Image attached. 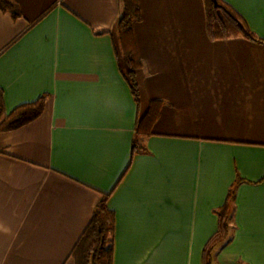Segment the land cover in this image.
Wrapping results in <instances>:
<instances>
[{"label":"crops","instance_id":"obj_1","mask_svg":"<svg viewBox=\"0 0 264 264\" xmlns=\"http://www.w3.org/2000/svg\"><path fill=\"white\" fill-rule=\"evenodd\" d=\"M16 1L21 18L0 12L5 112L49 98L0 134V264H75L110 192L114 264H203L238 176L221 264H264V0H224L263 43L213 40L205 0H139V107L115 52L121 0ZM153 101L146 152L133 154Z\"/></svg>","mask_w":264,"mask_h":264},{"label":"trees","instance_id":"obj_2","mask_svg":"<svg viewBox=\"0 0 264 264\" xmlns=\"http://www.w3.org/2000/svg\"><path fill=\"white\" fill-rule=\"evenodd\" d=\"M122 15L117 23L115 52L120 72L129 85L137 106H140V90L137 74L143 69V62L138 55L133 37V26L142 19L139 0H121ZM207 9V25L213 40H228L242 37L251 42L263 43L248 27L243 17L224 0H205ZM0 12L9 13L13 18H21L22 14L16 0H0ZM50 12V11H49ZM49 12L45 13V17ZM40 18V20L42 19ZM38 20L36 23H38ZM107 32L97 33V35ZM49 94L38 100L22 104L6 113L3 105V92L0 90V134L11 132L37 120L45 111ZM159 101L150 102L149 108L136 120V134L132 143L133 154L146 152L141 141L152 135V127L158 117ZM245 180L237 177L230 187L225 203L215 214L218 217L217 231L211 236L203 249V264H214L215 250L230 242L233 230L234 201L238 186ZM112 192L102 194L93 216L73 247L68 259L75 264H114L115 212L108 207Z\"/></svg>","mask_w":264,"mask_h":264},{"label":"rangeland","instance_id":"obj_3","mask_svg":"<svg viewBox=\"0 0 264 264\" xmlns=\"http://www.w3.org/2000/svg\"><path fill=\"white\" fill-rule=\"evenodd\" d=\"M220 251H221V247H218L214 252V256H213L214 264H221V261H224V260H221L220 258Z\"/></svg>","mask_w":264,"mask_h":264},{"label":"water","instance_id":"obj_4","mask_svg":"<svg viewBox=\"0 0 264 264\" xmlns=\"http://www.w3.org/2000/svg\"><path fill=\"white\" fill-rule=\"evenodd\" d=\"M214 2V4L216 5L217 4V0H212Z\"/></svg>","mask_w":264,"mask_h":264}]
</instances>
